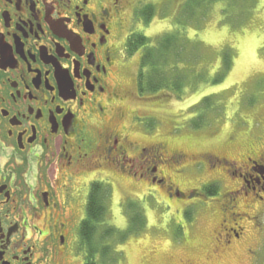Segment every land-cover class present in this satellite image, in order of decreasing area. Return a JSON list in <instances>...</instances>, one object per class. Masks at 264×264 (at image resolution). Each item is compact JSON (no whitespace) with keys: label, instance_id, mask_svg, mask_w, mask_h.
Instances as JSON below:
<instances>
[{"label":"flooded vegetation","instance_id":"flooded-vegetation-1","mask_svg":"<svg viewBox=\"0 0 264 264\" xmlns=\"http://www.w3.org/2000/svg\"><path fill=\"white\" fill-rule=\"evenodd\" d=\"M139 4L0 0V264H85L81 227L100 186L140 187L126 209L133 199L152 198L149 188L158 195L166 187L158 195L166 202L200 195L180 189L162 169L183 164V152L133 135L139 116L127 109L130 91L121 79L130 60V37L123 39ZM258 144L241 161L215 160L214 169L224 167L238 184L225 189L218 207L217 247L225 250L241 239L243 228L231 218L241 215L239 201L264 208Z\"/></svg>","mask_w":264,"mask_h":264},{"label":"rangeland","instance_id":"rangeland-1","mask_svg":"<svg viewBox=\"0 0 264 264\" xmlns=\"http://www.w3.org/2000/svg\"><path fill=\"white\" fill-rule=\"evenodd\" d=\"M187 2L140 0L136 7H153L154 17L145 25L137 8L123 39L125 42L129 35L139 33L147 37L149 47H156L165 35L178 31L181 54L175 58L169 50L159 66L168 81H185L181 95L163 86L137 98L134 91L138 88L140 92L137 76L143 51L129 58L121 82L130 91L127 109L139 116L133 131L135 140L161 142L170 152L185 154L180 160L183 164L161 165L166 176L183 191L202 193L204 186L215 182L220 192L181 202L178 196L170 195V202H166L161 200L169 192L166 187L159 191L161 197L149 188L152 198L143 202L133 199L134 204L126 209L125 200L137 197L140 187L124 191L117 183L113 190L107 188L105 224L118 234L104 244L110 243L118 257L112 262L113 252L103 259L100 254L99 264H264V208L247 209L242 200L235 209L241 215L231 216L243 228L238 229L241 239L233 242L231 249L217 247V231H223L220 197L225 189L238 184L224 167L214 169L216 158L241 161L262 145L258 143H264V0L232 2L240 14L227 7L225 14V4H215L202 11L205 16L186 11ZM197 73L203 78L197 79ZM220 74L222 81L212 83ZM139 211L145 226L131 224ZM227 211L230 215L234 208ZM217 248L218 254L213 256Z\"/></svg>","mask_w":264,"mask_h":264},{"label":"trees","instance_id":"trees-1","mask_svg":"<svg viewBox=\"0 0 264 264\" xmlns=\"http://www.w3.org/2000/svg\"><path fill=\"white\" fill-rule=\"evenodd\" d=\"M238 1L241 0H188L186 11H189L190 13H193L195 15L199 13L198 15L205 16L206 12L202 11H204L206 8L208 9L212 5L224 3L225 7L223 9V12L225 14L226 12H228L225 11L226 7L227 9L231 10L230 12L240 14L237 8L232 5V2ZM246 1L249 2L250 0ZM152 8L153 7L146 5L142 8H139V10L142 12L141 15L142 19L145 22V25L150 24L152 18L154 17L155 12ZM181 40L182 37L178 33V31L176 34L172 33L165 35L160 41L159 45L156 47H149V45H147V37L139 33L132 35L128 39L126 47L128 57H132L138 52L143 51L141 69L138 75V87L141 94L155 93L160 91L161 87L165 86L166 89L176 92L178 96L181 95L185 81H168L162 74V71H164L163 68L160 69L159 66V62L161 60H164V57L166 59V52H168L169 50L175 54V58H177L181 54ZM176 63L177 62H175V65ZM225 63H227V61ZM201 75L202 74H198L197 79L203 78L201 77ZM223 77L224 76L222 74L214 77L212 83H220ZM214 103L217 104L216 106L219 105L218 102ZM99 190L100 191H97V194L91 196V200H96V208L89 205L87 210L88 219L81 227V232L83 235L82 240L88 252V256L86 257V264H99L98 260L100 254L102 255L103 259L107 258L108 255L113 252V256L110 257L113 258L112 262H114L118 257V254H115V250L110 243L104 244L105 241L117 236L118 232L115 228L103 224L107 211L105 203V200L107 198V190L102 186L99 187ZM205 192L209 197L212 195L215 196L218 193V186L214 185L209 188L207 187L205 189ZM134 222H139L140 224L145 226V218L143 215H141L140 211L135 214L133 223ZM217 250L218 248L215 251H212L213 256H217Z\"/></svg>","mask_w":264,"mask_h":264},{"label":"bare ground","instance_id":"bare-ground-1","mask_svg":"<svg viewBox=\"0 0 264 264\" xmlns=\"http://www.w3.org/2000/svg\"><path fill=\"white\" fill-rule=\"evenodd\" d=\"M107 211H108V209H107ZM107 211H106V216H107ZM105 220H106V217H105ZM104 224H105V221L103 222ZM106 226H110V225H107V224H105ZM82 233V232H81ZM82 237H83V235H82Z\"/></svg>","mask_w":264,"mask_h":264}]
</instances>
